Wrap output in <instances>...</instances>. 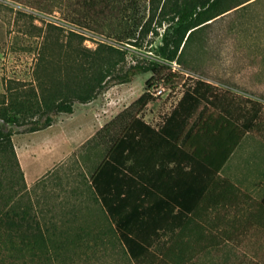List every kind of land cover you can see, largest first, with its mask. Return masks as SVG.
<instances>
[{"label":"trees","instance_id":"trees-1","mask_svg":"<svg viewBox=\"0 0 264 264\" xmlns=\"http://www.w3.org/2000/svg\"><path fill=\"white\" fill-rule=\"evenodd\" d=\"M258 1L129 0L132 12L112 29L104 26L106 38L115 43L98 41L95 49L86 46L90 39L83 32L0 3L12 20L0 18L13 26L16 39L25 40L23 45L15 41L17 50L35 55L30 79L4 78L0 93V264H95L103 258L108 263L109 247L131 264H190L222 244L219 233L206 232L213 227L205 220L207 204L220 205L226 198L236 209L239 191L211 171L205 158L230 156L242 136L255 129L260 102L246 99L254 107L241 121L233 117L226 93L199 76L158 128L139 115L153 100L146 91L108 122L80 149L99 146L103 154L79 191L105 215L110 232L83 234L84 228L73 227L56 208L35 205L13 143L15 132L6 126L43 131L56 116L73 114L76 103L89 104L137 75L169 81V63L195 75L187 56L207 29ZM166 24L158 58L125 69L130 48H141ZM72 209L75 215L76 205ZM99 247L104 248L100 258Z\"/></svg>","mask_w":264,"mask_h":264},{"label":"rangeland","instance_id":"rangeland-1","mask_svg":"<svg viewBox=\"0 0 264 264\" xmlns=\"http://www.w3.org/2000/svg\"><path fill=\"white\" fill-rule=\"evenodd\" d=\"M128 1L0 0V3L83 32L90 39L86 46L95 49L98 41L115 43L106 38L104 26L110 25L112 29L120 17L126 12L129 14L132 12ZM0 15L6 16L8 21L12 20L11 13L2 6ZM8 21L4 22L0 18V93L4 92V78L29 80L35 62L34 53L17 50L15 41L18 39L17 42L23 45L25 40L18 36L16 39L13 26L9 25ZM166 26L168 24L156 29L159 36H156L153 30L141 42V48H130L125 69L137 63L148 64L158 58L157 48L161 45V34ZM153 27L155 28V25ZM187 59L196 74L188 75L182 68L176 73L171 71L168 94L153 99L150 103H154L155 106L143 109L140 117L158 128L170 115L172 108L187 88L194 85L196 78L200 76L210 79L218 84L222 94L226 93V98L231 100L229 107L233 117L241 121L243 114L254 107L246 99L262 104L255 129L243 140L236 152L264 155V0L237 10L214 23L202 35L201 43H196L192 47ZM156 79L158 77H153L151 73L140 74L130 83L112 85L93 102L85 105L76 103L73 115L56 116L53 125L43 131L26 133L28 126H6L15 132L13 143L22 168L24 167L27 174L26 181L32 183L36 176L46 170L33 184H27L28 192L36 206L40 209L56 208L61 218H68L73 222V227L84 228L83 234L92 230L97 232L111 230L105 215L79 191V187L88 181L90 172L101 161L103 154L99 146H91L81 152L83 143L78 139L91 125V120L84 118L83 115L86 114L88 117L96 115L99 118L103 113L114 117L137 100ZM83 107L93 108L84 112ZM248 162L264 163V160ZM75 189L80 193L77 192L74 196L72 191ZM241 202L243 203V200ZM72 205L77 207L76 216L71 214ZM250 205L254 207L252 201ZM64 207L65 211H61ZM253 207L251 208L256 210ZM68 211L70 213H67ZM236 212L240 217L238 219L237 215L233 218L231 216L228 225H225L227 228L221 238L222 244L212 246L204 253L196 255L190 264H264V233L257 231L251 224L243 223L242 212ZM52 215L49 213V216ZM238 224L239 230L236 232L232 228ZM210 226L212 228L208 229L207 233L211 232L212 235L218 233L220 224L211 223ZM76 232L82 233L79 228ZM99 250L100 258L104 256V248L99 247ZM107 253L112 254L108 258V263L103 258L95 264H131L121 254L116 255L110 247Z\"/></svg>","mask_w":264,"mask_h":264},{"label":"crops","instance_id":"crops-1","mask_svg":"<svg viewBox=\"0 0 264 264\" xmlns=\"http://www.w3.org/2000/svg\"><path fill=\"white\" fill-rule=\"evenodd\" d=\"M207 80L213 85L218 87V84L217 83L215 84L213 80H210V79H207ZM154 106H155L154 103L152 104L149 103L146 107H154ZM201 107H214V106L203 105ZM75 108L76 107H74V113L76 111ZM92 108L93 107H83L82 111L87 112L89 109H92ZM106 108L107 107H104V109ZM108 109L110 108L108 107ZM209 110L210 112H213L214 109L210 108ZM73 114H70V116ZM95 114H97V112H95ZM117 115H115L114 117H109L101 113L100 117L98 118L96 117V115L88 117L86 114H84L83 115L84 118L91 120V125H90V128L86 131V133L84 135L82 134V136L78 139V141H82V143L85 144L100 129H102L108 122H110ZM145 122L150 124L147 121ZM150 125L154 127V125L152 124ZM236 125L239 126L238 124ZM251 133H247L242 136V139L240 143L238 144V146L230 154V156H228L226 159L223 160L222 156L215 157L213 159L205 158V160L207 161V166L209 167L211 171L212 170L216 171L218 176L233 183L238 188V191H239V197L236 199V201H239L240 206L236 208L237 210L234 209V206H231L229 203L225 202L226 198L221 199L220 205H217V201L216 202L210 201V203L207 204L208 206L207 209L209 210H206L205 220L206 222L210 224L211 223L221 224L219 231H218V233H220L221 238H222L225 228H227L226 226L228 225L229 219H231V216L233 218L235 215H237L236 217L239 219L240 217L238 215L239 213L236 214L237 213L236 211L242 212V216H244L243 223H247L248 225L251 224L256 228L257 231L264 233V163L248 162V161L264 160V155H258V154H253V153L238 154L236 152L238 147L242 144L243 140H245ZM19 163H20V159H19ZM20 166L24 173V177L26 181L27 174L24 171V167L22 168L21 163H20ZM45 171L39 174L38 176H36L32 183L26 181V184L28 185L33 184L37 179H39L40 176H42L45 173ZM241 200H243V203L241 202ZM251 201L254 203V207L250 205ZM213 207H216V209L213 210ZM251 207H253L254 209L256 208V210H253ZM242 209H244V211L246 210V212H244ZM232 229L237 232L239 230V224L237 226H234Z\"/></svg>","mask_w":264,"mask_h":264},{"label":"built area","instance_id":"built-area-1","mask_svg":"<svg viewBox=\"0 0 264 264\" xmlns=\"http://www.w3.org/2000/svg\"><path fill=\"white\" fill-rule=\"evenodd\" d=\"M169 67L171 68V71L176 73L181 71V67L176 63H169L168 64ZM169 82L166 80V78H158L156 79L153 83H151V85H149V87L147 88L146 92L153 98V99H158L159 97L162 96H166L168 94V92L170 91V87H169ZM183 96V95H182ZM182 96L180 97V99L177 101L176 105L179 103V101L181 100ZM175 107L172 108V110ZM1 124H3V121H0Z\"/></svg>","mask_w":264,"mask_h":264}]
</instances>
